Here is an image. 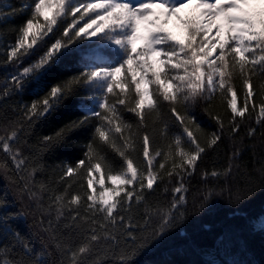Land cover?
Returning a JSON list of instances; mask_svg holds the SVG:
<instances>
[{"label":"snow or ice","instance_id":"snow-or-ice-1","mask_svg":"<svg viewBox=\"0 0 264 264\" xmlns=\"http://www.w3.org/2000/svg\"><path fill=\"white\" fill-rule=\"evenodd\" d=\"M28 7L29 17L8 49L5 64L15 65L25 57L36 56L49 34L58 38L35 62L8 77L17 92L32 81L35 91L43 95L26 106L20 121L9 122L0 135V150L11 162L0 163V178L15 185L21 199L35 203L40 217L37 224L52 243L35 255L30 244L23 242L21 231L13 226L14 217L0 213V232L22 245L19 259H3L0 264H90L100 249L111 242L119 243L117 232L121 228L132 244L121 253L120 262L136 264L138 254L162 242L184 221L188 203L185 178L196 172L203 154L221 142L225 130L235 136L241 122L253 114L257 123L264 124V82L258 84L257 91V81H264V0H34ZM84 41L110 47L112 62L93 65L90 57L83 55L78 75L45 90L44 76ZM236 80L243 91L240 106ZM81 91L93 106L83 104L82 118L65 124L54 135L44 136L40 150L69 143L72 133L90 120L98 121V126L85 158L75 166L63 167L59 180L67 187L61 194L50 195L45 203L41 195L45 185L40 184L37 191L34 180L43 165L39 159L24 155L19 140L26 123L30 128L37 120L53 115ZM217 93L227 100L231 114L227 124L219 115L213 116L219 131L209 134L197 122L193 109ZM258 94L259 104L255 99ZM165 108L181 134L152 154L151 139L145 131L140 137L143 161L137 163L134 154L140 128L146 129L148 119ZM124 112L134 114L138 123L129 122ZM255 132V128L249 129V135ZM198 133L207 139L202 142ZM162 135L168 136L167 128ZM108 149L119 161L110 158ZM238 155L234 150L232 160ZM156 157L162 162L157 163ZM232 170L230 163L222 172H204L203 179L207 183L210 178L227 177ZM165 177L168 183L177 180L178 186L172 188L175 195L166 210L157 209L156 223L148 226L153 213L147 196L159 191ZM77 178L83 181L79 184L83 194L70 191ZM106 181L110 182L107 186ZM228 192L230 201L253 194L251 189ZM214 195L208 191L200 209L211 203ZM142 204L148 219L144 220L146 227L139 229L133 217L125 213ZM4 207L7 203L0 201V208ZM17 215L24 217L26 213ZM61 228L68 230L67 240L60 239ZM77 232L83 237L73 243L71 236Z\"/></svg>","mask_w":264,"mask_h":264},{"label":"trees","instance_id":"trees-1","mask_svg":"<svg viewBox=\"0 0 264 264\" xmlns=\"http://www.w3.org/2000/svg\"><path fill=\"white\" fill-rule=\"evenodd\" d=\"M33 3L34 0H0V135L4 134V128L9 127V122L20 121L26 106H30L43 95V92L35 91L36 84L32 81L26 84L22 91L17 92L8 83V77L18 74L23 67L35 62L38 55L58 38V35L49 34L36 56L25 57L15 65L5 64L7 51L17 41L19 30L30 14L28 6ZM70 47L76 48V45ZM83 55L89 56V63L93 65L112 62L110 47L84 41L77 51L60 59L54 70L44 76L42 83L45 85V90L48 86L78 75L82 70ZM260 82L264 81H257L258 92ZM234 83L238 92V106H240L243 91L238 80ZM255 99L259 104V94ZM83 104L93 106L90 100L84 98V92L81 91L66 100L53 115L37 120L30 128L26 123L20 137L19 144L24 155L29 156L30 159H39L43 165L36 172L34 180L37 191L40 184L45 185L46 190L41 193L45 203L50 195L61 194L67 187L66 182L59 180L63 167L75 166L78 160L85 158L87 145L92 141L98 121L90 120L85 127L73 132L69 143L62 147L41 152L40 141L44 136L54 135L65 124L82 118ZM193 112L204 132L209 134L219 131L213 116L219 115L227 124L228 116L231 114L227 100L219 93L211 101H200ZM123 115L134 125L138 123L134 114L124 112ZM164 128H167L168 136L162 135ZM250 128L256 129L254 135H249ZM133 130L135 131V127ZM145 131L151 139L152 154L165 148L170 139L181 134V129L174 123L166 108L158 114H153L148 119V127L146 129L141 127L137 135L134 154L137 163L143 161L140 137ZM198 135L202 142L207 139L203 133ZM234 150H237L239 155L233 161ZM108 155L119 161L118 155L111 149H108ZM155 161L162 162L161 157H156ZM6 162L11 163L6 161L5 153L0 150V163ZM230 163L233 170L229 176L219 179L210 178L209 182L205 183L204 172L213 170L222 172ZM169 166L170 162L166 164L165 170ZM82 182L77 178L70 191L83 194L84 189L79 187ZM262 182H264V124L257 123L256 115L253 114L241 122L240 130L235 136L225 130L221 142L203 154L196 172L191 177L185 178L187 188L185 195L188 203L185 206L184 221L172 229L162 242L138 254L135 257L136 264H264V183ZM174 186H178L177 180L174 178L172 183H168V178L165 177L159 191L148 194L147 199L153 213L148 226L156 223L157 209L166 210L170 206L175 195L172 191ZM165 187L168 188V192L164 191ZM229 189L233 193L251 189L253 194L241 201H230ZM208 191H214L215 195L211 203L200 209L203 196ZM0 201L7 203V207L0 208V213H8L14 217L13 226L21 231L23 242L30 244L35 255H40L51 246L52 242L45 238L46 234L37 224L40 217L36 213L35 203L21 199L17 187L2 178H0ZM22 212L26 213V216L19 217L17 214ZM125 215H131L133 221L138 223L139 229L146 227L144 220L148 219V216L143 204L135 206L131 213L126 212ZM51 218L55 220V213ZM67 232V229L61 228V240L68 239ZM123 233L124 229H119L117 232L119 243L111 242L100 249L98 255L93 256L90 264H94L97 260L99 264H121L119 259L121 253L127 252L132 244L131 238ZM82 237L83 234L77 232L71 236V242L80 241ZM6 248L12 250L6 251ZM21 248L20 243L11 240L5 232H0V261L19 259ZM32 258L35 259V256Z\"/></svg>","mask_w":264,"mask_h":264},{"label":"rangeland","instance_id":"rangeland-1","mask_svg":"<svg viewBox=\"0 0 264 264\" xmlns=\"http://www.w3.org/2000/svg\"><path fill=\"white\" fill-rule=\"evenodd\" d=\"M173 30L174 31H177L178 33H179V29H177V28H175L174 26H173ZM87 43H90L89 41H86ZM105 47H107V46H105ZM110 182H108V181H106V186L109 184ZM97 188H98V185H97ZM98 190H99V188H98Z\"/></svg>","mask_w":264,"mask_h":264}]
</instances>
